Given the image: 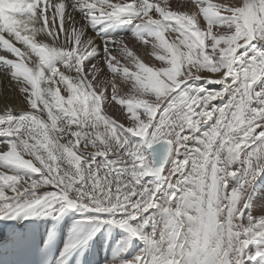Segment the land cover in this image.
<instances>
[{
  "label": "snow or ice",
  "instance_id": "obj_1",
  "mask_svg": "<svg viewBox=\"0 0 264 264\" xmlns=\"http://www.w3.org/2000/svg\"><path fill=\"white\" fill-rule=\"evenodd\" d=\"M192 4L0 0V71L23 103L0 110V220L77 214L59 250L8 234L28 264H264V0ZM105 227L120 249L90 259Z\"/></svg>",
  "mask_w": 264,
  "mask_h": 264
},
{
  "label": "bare ground",
  "instance_id": "obj_2",
  "mask_svg": "<svg viewBox=\"0 0 264 264\" xmlns=\"http://www.w3.org/2000/svg\"><path fill=\"white\" fill-rule=\"evenodd\" d=\"M218 1L216 3H230L231 0H215ZM191 2V1H190ZM215 3V2H214ZM192 4V3H191ZM194 5L192 4V7H190V11L194 10ZM139 55H141V57L146 60V61H152V63H155V66H159V63L155 61L154 57L151 55V49H140V52L138 53ZM11 58V57H10ZM145 61V63H147ZM154 65V64H153ZM152 65V66H153ZM151 66V65H150ZM197 84H204V81L200 80L196 82ZM208 87H213L212 85H208ZM126 95V93H125ZM5 103H7L10 107H13L15 110H20L21 108H23V103H22V98L18 95V89L16 88L15 83L11 80L10 75L6 74L2 71H0V110L3 109ZM113 104H115V102H113ZM120 105H115L116 110L109 112L110 115L113 116L114 119H118L120 120V122H123V120L121 119V117H119L121 115V113L118 111V109L120 108ZM2 139V138H0ZM27 158V157H25ZM264 177V174H261L255 181V184L253 186L252 189V193L256 192V189L260 187L262 182V178ZM48 190H51V188H49ZM255 194H252L251 196V204L250 207L252 209H254L253 207V197ZM255 202V200H254ZM258 210V208H257ZM76 219H72L67 226L70 227L71 224L74 223ZM107 231H105L104 233H107V237H106V243L110 242L111 246L113 247V251L111 253V256H115L116 253L119 251L120 249V242L122 241V237H123V233L120 229L114 228L113 231H110V229L106 228ZM69 232H71V230L67 231V237L69 235ZM116 233V235H112L113 233ZM102 233V230L98 231L94 237H98L100 234ZM112 235V236H111ZM71 237V235L68 237V239ZM93 237V238H94ZM92 238V239H93ZM92 239L89 241V244L91 243ZM136 244H138L137 241H135ZM131 249L132 247L129 246L127 252L125 253L126 258H130L132 253H131Z\"/></svg>",
  "mask_w": 264,
  "mask_h": 264
},
{
  "label": "rangeland",
  "instance_id": "obj_3",
  "mask_svg": "<svg viewBox=\"0 0 264 264\" xmlns=\"http://www.w3.org/2000/svg\"><path fill=\"white\" fill-rule=\"evenodd\" d=\"M191 1V2H190ZM212 2H218V1H215V0H212ZM192 0H189V7L187 8V9H182V10H188V11H190L189 9H190V7H192ZM194 8V10H195V7H193ZM143 59V58H142ZM155 59V58H154ZM144 60V59H143ZM146 60H144V62H145ZM156 61V60H155ZM149 65H153V66H155V63H152V61H146ZM156 62H158L159 64H160V62L159 61H156ZM116 110V108H113L110 112H112V111H115ZM111 114V113H110ZM119 117H121V115L119 116Z\"/></svg>",
  "mask_w": 264,
  "mask_h": 264
}]
</instances>
